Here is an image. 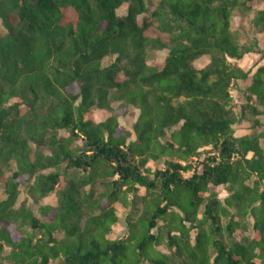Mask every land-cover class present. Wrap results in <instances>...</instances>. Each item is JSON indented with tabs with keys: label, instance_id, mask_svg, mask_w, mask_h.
<instances>
[{
	"label": "trees",
	"instance_id": "obj_1",
	"mask_svg": "<svg viewBox=\"0 0 264 264\" xmlns=\"http://www.w3.org/2000/svg\"><path fill=\"white\" fill-rule=\"evenodd\" d=\"M256 1L157 0L147 15L145 0H0V264H264V64L236 63L264 56ZM20 186L52 197L15 207ZM248 219L252 237L236 240Z\"/></svg>",
	"mask_w": 264,
	"mask_h": 264
},
{
	"label": "rangeland",
	"instance_id": "obj_2",
	"mask_svg": "<svg viewBox=\"0 0 264 264\" xmlns=\"http://www.w3.org/2000/svg\"><path fill=\"white\" fill-rule=\"evenodd\" d=\"M156 1L157 0H145L147 10H148V12L146 13L147 15L154 8ZM259 7H262V2L260 0H257L254 4V8H259ZM126 9H127V3H123L116 9L115 13L117 15H121V14L123 15L124 13H126ZM247 21H248L247 17L232 15V17H231L232 29H237L240 27H243V29H245V28L247 29V26H248ZM0 29L3 30L1 22H0ZM258 38H259L261 47L264 48V36L260 34V35H258ZM244 40H245V37L242 36L240 38V42H242ZM146 54H147L146 62L148 64H151V65H157L163 61L164 57L166 56L165 54H167V50L166 49L152 50ZM113 57L114 56H105L102 60V63L104 65L110 63L112 61ZM241 59L242 58H240V60L237 61L236 63L238 64L241 62V65L244 69H246L248 66L250 68H253L255 66V64L257 63V62L255 63V61L253 62L252 59H246L245 61L241 60ZM207 61H208V58L206 56H202V57L200 56V58L196 59L193 63H194V66L196 68H200V67H203L207 63ZM249 82H250V79L238 80L233 85V87L231 89V93H232V96H233V99L235 102H239V101L241 102L242 101V97H241L242 90ZM15 101H18V99L12 98L8 101L7 104H11ZM119 103H121L120 100L119 101H112L110 104V107H108V108H106V107L105 108L104 107L95 108L94 114H93L94 119L96 121H100V120H103L104 118H106L107 116L115 113L116 107L119 105ZM20 108H23V105H21ZM259 108L262 109V107H259ZM138 114H139V110L136 109L135 107L129 105L127 112L124 115H118V117H117L119 127L122 129H130L132 124L136 121ZM260 121H261V123L256 128L257 130L262 129V127L264 126V117L260 116ZM249 125H250V123H248V122L242 123L241 125H234V129H235L234 136H238V135L240 136V135L248 134V133L252 132V128ZM193 160H194L193 163L196 165L197 164L196 159H193ZM159 166L162 167L163 166L162 163H160ZM14 167H15L14 162L11 161L9 167L8 166L2 167V171L4 172L5 175H8V174H10L11 170L14 169ZM101 189H102L101 185L96 186V190H101ZM208 189L215 191L217 193L218 197H220V198H223L227 195V192L223 186H218V187L209 186ZM263 189H264V185H263ZM4 197H5V194H4L2 185L0 183V199H2ZM51 197H52V194H49L48 196L40 198L38 201H35L34 199H32L31 197L28 196V194L25 190V187L20 186L19 187V194H18L17 200L15 202V207H18L20 205H24V206H26L32 210H36L37 206L39 204L46 203L47 201H49L51 199ZM200 210H202V207ZM226 222H227V218L221 219L222 225L225 224ZM122 234L123 233H121L120 235H122ZM252 235H253L252 220L248 219L246 224H245L244 230L241 233L235 234L234 238L236 240H242V237L251 238ZM56 236L58 238L62 237V232L58 231L56 233ZM6 253H7V251H5V250L2 252L3 255ZM49 264H61V263L58 260L52 259V260H50Z\"/></svg>",
	"mask_w": 264,
	"mask_h": 264
},
{
	"label": "crops",
	"instance_id": "obj_3",
	"mask_svg": "<svg viewBox=\"0 0 264 264\" xmlns=\"http://www.w3.org/2000/svg\"><path fill=\"white\" fill-rule=\"evenodd\" d=\"M262 2V1H261ZM264 7V3L262 2V7H259V8H263ZM263 35L264 36V31L263 32H258L257 34H256V37H257V39H258V45H259V47L261 48V49H263V51H264V48L263 47H261V45H260V41H259V38H258V35ZM246 59H252L253 60V62L255 61V66L252 68L253 70H255V68L257 67V66H259V65H262V64H264V56L263 57H260V54H258V53H246V54H244V55H242V59L241 60H246ZM238 65L239 66H241V68L243 69V70H248L250 67L248 66L246 69H244L243 67H242V65H241V62L240 63H238ZM246 79H250V82H251V77H247ZM244 80V79H243ZM250 82L246 85V86H248L249 84H250ZM245 86V87H246ZM262 117H264V116H262ZM244 135V134H243Z\"/></svg>",
	"mask_w": 264,
	"mask_h": 264
},
{
	"label": "built area",
	"instance_id": "obj_4",
	"mask_svg": "<svg viewBox=\"0 0 264 264\" xmlns=\"http://www.w3.org/2000/svg\"><path fill=\"white\" fill-rule=\"evenodd\" d=\"M194 159H196V158H194ZM179 163L182 164V165L185 164V162L183 160H179ZM194 166H195V164L193 163V167ZM192 171H193V168H192V170L182 171L181 175H183L184 177H188V176H190V174H192Z\"/></svg>",
	"mask_w": 264,
	"mask_h": 264
}]
</instances>
